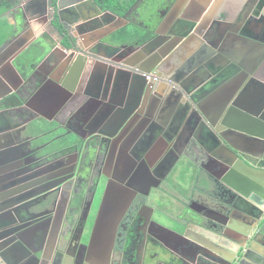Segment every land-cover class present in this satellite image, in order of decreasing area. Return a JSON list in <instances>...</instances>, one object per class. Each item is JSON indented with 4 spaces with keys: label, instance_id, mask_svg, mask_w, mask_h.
I'll return each mask as SVG.
<instances>
[{
    "label": "flooded vegetation",
    "instance_id": "flooded-vegetation-1",
    "mask_svg": "<svg viewBox=\"0 0 264 264\" xmlns=\"http://www.w3.org/2000/svg\"><path fill=\"white\" fill-rule=\"evenodd\" d=\"M27 1L29 0H24L22 4ZM57 1L48 0L47 29L30 46L25 45L32 41L29 40V30L37 28L40 23L29 25L25 19L28 12L23 8L24 5L13 8L12 12L16 9V14L21 18L20 23L13 28L5 46L3 44L0 47V71L2 65L11 58L20 70L19 79H10V88L15 91V96L0 98V201L31 198L32 204H41L39 209L45 214L42 218L30 220L34 216L31 217L27 210L21 209L16 211L15 216L27 222L16 218L13 222L10 216L4 219L9 225L4 224V229L0 228V263L35 264L30 254L22 255L23 261L18 259L21 250L18 245L21 244L25 245L28 252L42 250L45 259L38 264H85L84 245L89 242L106 189L113 185L131 191L133 197L118 226L111 264H141L148 259V242L165 246V243L160 242L164 238L160 226L176 229V222L185 223L192 230L197 228L202 234L215 229L221 231L223 236L226 231L228 233L227 227H230L235 236L224 238L235 249L232 254L229 252L233 259V254L240 253V246L243 244L244 237L239 232L243 226L237 215L239 210L244 211L242 204L244 205L245 199L241 195L236 197L221 182L220 166L210 160L205 149L197 144L198 141L192 138L185 147L180 144L174 148V144L164 145L157 137L159 132L152 128L154 121L167 122L168 109L165 107L170 104L169 101L166 102V98L168 94L178 97L179 85H168L163 77H156L154 83L157 92L149 93L141 99L131 123L125 125L120 136L110 140L102 139L96 134L103 127L97 121L93 123L98 113L101 116L100 109H110L102 106L101 100L99 103L95 98H84L79 90L70 100L69 107L56 113L51 111L48 99L33 101L35 94L50 79L63 78L71 63H77L78 67L84 66V69L91 63L82 54L78 55L82 49L92 55L104 53L113 60L129 57L137 51L132 49L131 52L128 49L113 55L110 48L107 49L100 43L94 47H83L79 43L80 36L90 34L89 40H82L83 43L96 42L111 21L92 12L89 21L83 22L81 19L73 26H68L67 30L56 20ZM3 2L0 0V5ZM142 2L143 0H139L127 14L128 21L137 24L140 22L137 13L143 6ZM54 35L58 37L56 48L57 40L53 39ZM72 41L77 50L69 48ZM165 43L164 39L162 44ZM162 44L158 49L160 52L166 49ZM38 45L42 46L40 56H36L33 50ZM64 46L69 50L64 49ZM176 58L177 55L170 59L168 65L171 67L166 71L175 72L178 69L173 77L181 81L184 78L186 81L181 83H185L192 67L191 63H187L190 58L181 64H177ZM1 90L0 84V92ZM261 94L264 97V91ZM170 100L173 102V98ZM247 100H244L245 106H248ZM191 121L196 122L190 119L189 130L194 129ZM185 123L186 120H183L181 130L186 126ZM197 129V138L206 141L202 128L198 125ZM108 130L106 129L109 133L113 131ZM223 134L241 149L249 148L250 152L259 149L254 142L247 141L234 132L225 131ZM71 136L75 138L74 143L64 144L66 140H72ZM193 162L200 168L196 169ZM250 196L253 200H249L251 203L247 210L256 213L257 203L253 194ZM126 199L125 195L123 205ZM228 205L234 206L231 210L234 214L229 218L226 217V212L218 209ZM198 218L206 222L208 229L193 224ZM254 226L251 223L249 230L253 231ZM21 232L24 233L20 240L18 237ZM235 232H239L242 239H238L239 234ZM196 236L193 232L192 238ZM154 248L156 251L160 250L158 246L152 247ZM253 253L249 252V257ZM243 262L240 264H244Z\"/></svg>",
    "mask_w": 264,
    "mask_h": 264
},
{
    "label": "water",
    "instance_id": "water-1",
    "mask_svg": "<svg viewBox=\"0 0 264 264\" xmlns=\"http://www.w3.org/2000/svg\"><path fill=\"white\" fill-rule=\"evenodd\" d=\"M23 1L24 0H4V2L8 3L10 6L8 12H11L13 8H16V6L18 7L20 4L24 5L23 8L28 12L26 13L25 19L29 25L40 23L37 28L34 27L29 30L31 31V38L29 40L32 41L26 42L27 44L25 45L30 46L39 38V36H36L38 32H43L45 25L48 24V0H29L22 4ZM210 1V7L212 5L216 10L215 16H217V14L219 15L218 12L221 10L220 7H222V5L219 7V4H221L222 1L221 3L220 0ZM1 2H3V0H1ZM228 2L231 3V10L236 9L235 12L232 13L233 15L230 19H235L239 13L238 11L240 9L242 10L240 13L241 20L238 24H242L241 21L245 18L249 19V17L264 18V0H228ZM55 7L56 20L67 30L68 26H73L81 19L83 22L89 21L92 12L109 21L119 20L120 22H124V19L127 18V15L122 18L109 11H103L94 0H58ZM130 11L131 9L129 12ZM205 13L206 11H203L200 20L196 19L191 24H183L181 27L179 23L177 29L174 28V30L169 32V36L165 39V44H162V42H159V40L155 38H151L142 46L127 47V50L129 49L131 51L132 49H137V51H134L135 54H133L131 59H128V56H123L120 60L124 62L118 64L117 68L114 64V66L105 64V62L100 60L98 54H88L83 49L80 50L78 54H82L86 59H90L98 65L101 63L108 67L109 75L107 78V86L110 84L111 75L115 69L118 70L119 76H132L130 88L125 95L118 97V101L113 99V105H106V103L102 104V106H108L110 109L105 111L102 107L103 109H100L101 116L98 113L95 120H93V123L97 121V123L103 127L99 133H96L100 135L102 139H115L121 135L125 125L127 123L130 124L132 119L136 116V111L139 108L141 99L149 93L157 92V87L154 83L155 78L163 77L162 79L164 82L168 83V85L169 83H176L180 87L178 90L176 88L174 89L175 92L177 90L178 97L168 94L166 102L168 103L169 101L170 103V99L173 98V102H171L172 105L173 103H177V106L181 104L179 108H176V105H174V107L171 105V107L168 108L166 105L165 108L168 109V111L166 110L168 123L160 120L153 122L152 128L156 129L157 133L159 132L157 137L162 140L164 145L174 144V148L176 145L180 144H183L185 147L192 138L196 140V142L198 141L199 143L197 144L205 149L210 160L220 166L221 172L219 176L221 182L225 186H228V188L236 194V197L241 195L240 197L244 198L246 201L250 199L253 200L250 196L253 194L255 202L257 203L256 213L251 212V214L256 217V224L252 228V232L249 230V225L239 231L244 237L243 244L240 246V253L233 254V259L230 257L232 254L231 250H227L204 234L188 228V225L185 223L176 222L178 224L176 229L160 226L164 237L160 239V242L163 244L165 243V246L155 245L152 241L148 242L146 244V249L148 247V259L141 264H240L244 259L250 258L249 252H255L252 246L260 243L264 247V97L255 105H251L248 102V106H245L243 95H239V90L236 89L230 90L229 94H227L223 100H217V97H213L210 98L209 102L205 101L204 99L207 95L212 93L217 84H220L223 80H231L234 74L239 73V69L236 65L230 67H228V65L225 67L226 64L223 65V60H221L219 56L216 57L217 52H215V49L208 48L207 46H204V48H202L203 51L199 52L192 60L190 58V62L187 59L184 60L188 61L187 63H189V65L192 64V70H198L196 72V77L193 78L192 81L187 80V82L181 83L184 78H182V81L175 79L173 74L172 76H168V72L165 74L166 70H163L166 69V67L167 69L171 67L168 65V62L180 52L179 47L180 49L183 48L186 41L195 38V34L201 35L205 31L210 17L209 14ZM119 28L118 26H114L110 34L116 32ZM102 43L111 45V49L113 50V47H115L121 51H124L122 49H125L123 47L127 45L118 42L108 43L102 41ZM161 44L162 47H166V49L161 52L158 50V53L156 52L155 54V48ZM76 47L75 42L72 41L69 48L77 50ZM63 48L69 50L67 46ZM33 50L36 56H40L42 46L38 45L34 47ZM221 51L222 49L218 52L222 53ZM126 58L128 60H126ZM131 60L133 61L130 62ZM193 60L194 62H192ZM229 61L237 63L232 57L229 58ZM127 65L129 66L127 67ZM4 66H6L5 69ZM161 66L163 67V71L161 70ZM67 67V71L63 78L61 76V78L50 79L48 84L42 86L40 91L35 94L33 101L37 100V102H42L41 100L47 101L48 99V105L52 106L51 111L53 113H56L62 108L67 109L73 95L78 93L77 84L79 76L82 75L84 66L78 67L77 63H71ZM241 68L238 79L241 81L248 80L251 74V68L246 65V62L241 65ZM1 69L0 84L2 90L0 92V98L4 99L10 98L11 95L15 96V91L11 89L12 84L10 79H19L20 70L15 63H13L12 58L8 59L6 64L2 65ZM231 69L235 70L236 73L233 74L230 72L232 71ZM177 72L178 69L174 74ZM166 87L168 89L170 88L168 86ZM105 91L102 95L103 97L100 98L101 101L107 98ZM134 101H136L135 105L133 104ZM190 119L193 121L196 120V122L191 121L192 126H194V129H192L193 131L191 129L189 130L188 122H190ZM183 120H186L184 124L186 126L181 130ZM179 121H181V124H179ZM169 122H171L170 125ZM180 125L181 127H179ZM198 125L202 128L201 131L204 132L203 134L206 136V141L197 138L195 131L198 130ZM108 128L110 130L113 129V131L110 133L107 132L109 131ZM191 131L192 134H189ZM225 131L234 132L247 141L254 142L255 145L259 146V149L256 152H250L249 148L241 149L223 134ZM125 195L127 199L126 203L123 205L122 202L124 201L123 197ZM132 197L133 193L131 191L119 185L109 186L106 189L99 214L91 231L89 242L84 245L86 253L85 264H111L118 226L127 208V204ZM32 202L31 198H10L0 201V228L4 229V224L9 225V222L7 223L4 220L9 216L13 222L15 220L14 218L21 222H27V220L25 221L15 216L16 211L21 209L27 210L31 217L34 216L30 218V220L42 218L45 214L39 209L41 204H32ZM215 202L218 203L217 201ZM233 208V205H228L223 208L218 207V209H221L227 214ZM227 218H229V216H227ZM195 222L196 223H193L194 225L202 229H208L206 222L202 221L200 218ZM27 228H24V230H27ZM1 229L0 231H2ZM192 231L197 235L195 238H192ZM212 232L217 235H222L221 231L215 229L212 230ZM23 233L21 232L19 234L18 238H20V240ZM156 246L160 248L159 251H156L155 248L152 249V247ZM18 247L21 248L20 256L18 257L19 260L22 259L21 261L24 259L21 256H24L25 253L27 256L28 254L31 255L30 257L35 260V264L41 263L45 259L40 249L37 252H28L25 245L20 244ZM260 256H262L263 262L264 255Z\"/></svg>",
    "mask_w": 264,
    "mask_h": 264
},
{
    "label": "crops",
    "instance_id": "crops-1",
    "mask_svg": "<svg viewBox=\"0 0 264 264\" xmlns=\"http://www.w3.org/2000/svg\"><path fill=\"white\" fill-rule=\"evenodd\" d=\"M210 2V0H143V6L140 11L138 10L137 13L138 16H140L138 18L140 19V22L138 24L133 21H128V18H125L124 22H120L119 20L111 21L110 26L102 30V36L98 41L83 43L82 40L88 41V38L90 37V34H85L80 36L79 43L81 45L83 44V47L85 48L94 47L95 44L100 43L101 46L106 47L107 49L110 48V51L113 55H117L121 52V50L115 47H113V50L111 49V45H106L105 43H102V41L108 43L110 41L111 43H114V34L124 28L130 30H133L134 27L143 29L146 32H150L152 34V38L159 40V42H163L164 39H167V37L169 36V32L174 30V28H178L177 25H179V23L181 27L183 24H191L196 19L200 20L201 13L203 11H206L205 14H209L210 17L205 31L201 35L195 34V38L186 41L183 48L180 49L179 47L180 52H178V58H176V62L178 61L177 64L184 63L185 59L191 58L192 60L199 52L203 51L202 48H204V46L215 49V52H217L216 57L219 56L221 60H223V65L226 64L225 67L228 65V67L236 65V67L239 69V73H237L238 75L234 74L236 72L235 70H232L233 68L231 69L232 71L229 70L234 74V77H232L231 80H223L224 82L222 81L220 84H217L212 93L207 95L204 100L209 102L210 98L213 97H217V100H223L225 99L226 95L229 94L230 90L237 89L239 90V95H243L244 99H248L247 101L251 105L256 104L260 99H262L261 92H263L264 90V18L249 17V19L245 18L243 21H241L242 24H238L241 20V9L238 11L239 13L235 17V19L232 20L230 18L232 17V13L235 12L236 9H230L231 3L228 2V0H220L221 4H219V7L221 5L222 7H220L221 10H219V15L217 14V16H215V8H213L212 5L210 7ZM3 3L8 4L6 2ZM15 10L16 9H14L13 12H8V10H5L0 16V19L8 20V22L12 25V28L17 26L20 23L21 19L18 14H16ZM114 26H118L120 28L117 29L116 32L110 34L111 29ZM46 29L47 28H44L43 30ZM41 34L42 31H39L38 35L36 36L38 37ZM53 39L57 40L58 37L54 35ZM56 42L57 43L55 44V48L58 45V40ZM129 46L137 47L135 45L127 44L126 47H123L125 48L124 51L127 50L126 48ZM159 47L160 46L155 48V54L158 51ZM220 49H222V53L218 52ZM77 54L78 53H76V56H78ZM98 57L101 61L105 62V64H108V66L114 64L116 68L118 67V64L124 62L123 60L110 59V56H106V54L104 53L98 54ZM132 57L133 55H130L128 59ZM231 57L234 58L237 63H232L231 61H229V58ZM90 62L91 63L88 64L85 69H83L84 71H82V76H79L77 90H80V92H82V97L87 99L95 98L97 101L101 100L100 98L103 97L102 95L104 94V91L107 90V92L105 91L107 94V98L104 101H101V103H106V105H113L112 100H117L119 99L118 97H122V95L124 96L130 88L132 76H119L118 70L115 69L112 72L110 84H108L107 86V78L109 75L108 67L102 65L101 63L98 65L96 64V62ZM245 62L246 65L251 68V74L248 80L241 81L238 79V77L242 69L241 65L243 63L245 64ZM128 66L129 65H127V67ZM190 70L191 71H189L188 73L187 80L192 81V79L196 77V72L198 70ZM173 71H168V76H172V74H174ZM165 73H167V71H165ZM94 90H97L98 92ZM169 104L170 105H168V108L171 107L172 103L170 102ZM174 105H176V103H173L172 107H174ZM177 107L178 106L176 105V108ZM193 163H195L194 166L196 169H198V167L200 168V166L197 165L196 162ZM249 203L251 202H246L245 200L244 205L242 204V208L244 209V211L239 210L240 212H238L237 215V218L240 219L239 221L242 224L243 228H245V226L247 225H251V223L255 225L257 221L255 220L256 217L247 210ZM231 210L228 212V214L226 213V217H231L233 213L231 212ZM227 229L228 233L226 231L227 234L224 233V236L217 235L212 231L203 232L202 230V232L208 238L214 240L217 243H220V245L227 250L235 251V249L232 248L233 245L229 242V240L224 238L225 236L229 238L235 236L233 235L234 231L230 227H227ZM196 230L198 233L201 232L197 228ZM236 233L239 234V232H235V234ZM237 238L242 239V235L239 234ZM252 247H254L255 250L253 256L249 259H244L243 263L264 264V261L262 262L263 258L262 256H260L264 255V247L260 243Z\"/></svg>",
    "mask_w": 264,
    "mask_h": 264
},
{
    "label": "trees",
    "instance_id": "trees-1",
    "mask_svg": "<svg viewBox=\"0 0 264 264\" xmlns=\"http://www.w3.org/2000/svg\"><path fill=\"white\" fill-rule=\"evenodd\" d=\"M96 3L100 6L103 11H109L115 14L118 17H125L129 10L132 9L139 0H95ZM10 6L8 4L0 5V16L5 10H8ZM13 33L12 25L6 19H0V47L6 42V40ZM152 38V34L150 32H146L143 29H139L134 27L133 30L130 29H122L114 34L113 39L115 42L121 44H129L140 46L145 44L148 40ZM72 137V136H71ZM72 140L66 142L64 144H72L74 143ZM75 139V138H74ZM65 141V140H64ZM60 147H54V149H59Z\"/></svg>",
    "mask_w": 264,
    "mask_h": 264
}]
</instances>
